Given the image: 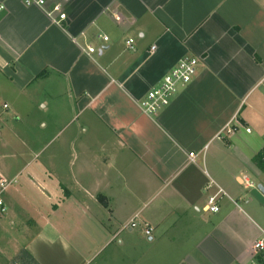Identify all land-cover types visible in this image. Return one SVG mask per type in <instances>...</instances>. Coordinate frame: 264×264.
Returning a JSON list of instances; mask_svg holds the SVG:
<instances>
[{"label": "crops", "instance_id": "crops-1", "mask_svg": "<svg viewBox=\"0 0 264 264\" xmlns=\"http://www.w3.org/2000/svg\"><path fill=\"white\" fill-rule=\"evenodd\" d=\"M32 1L0 0V106L12 113L0 140L17 138L16 113L38 110L58 123L62 153L59 164L55 152L29 161L43 173L34 167L22 185L44 217L8 245L37 264H83L72 210L101 240L128 224L123 236L143 245L144 264L260 263L264 0ZM53 4L63 19L46 13ZM182 57L197 59L190 81L142 112L147 90ZM216 192L217 210H202Z\"/></svg>", "mask_w": 264, "mask_h": 264}, {"label": "rangeland", "instance_id": "rangeland-1", "mask_svg": "<svg viewBox=\"0 0 264 264\" xmlns=\"http://www.w3.org/2000/svg\"><path fill=\"white\" fill-rule=\"evenodd\" d=\"M4 101H7L6 93L0 94V105ZM10 111V108L6 111L0 106V121L6 117V112L11 115ZM22 115L16 113L17 120L12 123V131L17 138L10 139L9 136H4L0 140V180L6 182L3 187H0L2 203L0 218L4 219L0 229V264H37L25 250L17 245H21L23 240L28 237L29 231L35 229L37 222H40L44 217L40 209H29L31 192L25 191L22 182L28 183L25 180L26 176L34 167L43 173V169L35 162L44 164V161L48 160L45 157L55 152L58 161L56 164H59L62 153L59 147V137H57L58 123L51 124L49 115L38 110ZM40 121L45 122V127L39 124ZM35 154L38 155L37 159L32 163V166H28L29 161H33L35 158ZM59 195H61L60 192ZM36 197L38 198V196ZM56 200L58 198L54 202ZM56 216L58 217H54V219L59 223L60 217L58 214ZM66 216L68 220L75 222L72 228L81 233L78 234L80 240L74 242L85 253L83 264H144L143 245L138 243L135 246L132 238L123 236L127 232L128 224L124 223V225L120 223L121 221L118 222L115 226V230H118L117 236L101 240V237H97L92 225L87 221L89 218L83 219L88 215H78L74 211L68 210ZM65 219L64 215L61 221L66 222ZM10 222H13V227L10 226ZM61 228L66 229V226H61ZM12 229L15 234L10 232ZM132 230L136 231V228ZM70 235L76 237L77 234L71 233ZM10 237L17 240L14 248L8 245ZM118 239H120V245L117 243Z\"/></svg>", "mask_w": 264, "mask_h": 264}, {"label": "built area", "instance_id": "built-area-1", "mask_svg": "<svg viewBox=\"0 0 264 264\" xmlns=\"http://www.w3.org/2000/svg\"><path fill=\"white\" fill-rule=\"evenodd\" d=\"M32 2L38 4L39 6H42L43 4L42 0H34ZM25 3L29 4L30 2L26 1ZM54 12L57 13L58 19L61 20L64 18V14L60 12L59 6L57 4H53L49 10L46 11L48 15H51ZM97 37L102 41L107 40V37L104 35H97ZM125 43L128 47H130L131 39H127ZM85 49L87 53L94 52V48L91 46H86ZM196 64L197 59L194 57L180 58L176 64L167 73H165L153 87L147 90L140 102V108L142 112L146 114H153L164 108L169 103L171 97L175 94L178 86L186 84L190 81L192 75L195 72ZM2 107L4 108L5 105L3 104ZM225 130L229 131L228 125L225 126ZM245 131H248V129H245ZM188 155L191 157L192 153L190 152ZM5 184V181L0 180V187H3ZM217 195L218 192L207 196L202 210L215 212L217 210ZM1 205L2 203L0 198V206ZM0 210H2L1 207ZM133 225V221L130 220L129 227H132ZM150 230V227L144 226L143 235L148 237ZM252 248L261 261L257 264H264V231H262L260 237L253 242Z\"/></svg>", "mask_w": 264, "mask_h": 264}, {"label": "trees", "instance_id": "trees-1", "mask_svg": "<svg viewBox=\"0 0 264 264\" xmlns=\"http://www.w3.org/2000/svg\"><path fill=\"white\" fill-rule=\"evenodd\" d=\"M260 157H264V148H263V150H262V153H261V156ZM29 256V255H28ZM29 258H31L30 256H29Z\"/></svg>", "mask_w": 264, "mask_h": 264}, {"label": "water", "instance_id": "water-1", "mask_svg": "<svg viewBox=\"0 0 264 264\" xmlns=\"http://www.w3.org/2000/svg\"><path fill=\"white\" fill-rule=\"evenodd\" d=\"M257 188H258L259 190H261L260 186H257ZM262 191H263V190H262Z\"/></svg>", "mask_w": 264, "mask_h": 264}]
</instances>
